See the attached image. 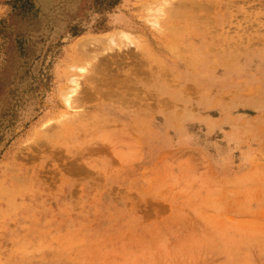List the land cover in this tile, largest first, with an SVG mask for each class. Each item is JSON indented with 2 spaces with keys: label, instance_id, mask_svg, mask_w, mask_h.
<instances>
[{
  "label": "rangeland",
  "instance_id": "rangeland-1",
  "mask_svg": "<svg viewBox=\"0 0 264 264\" xmlns=\"http://www.w3.org/2000/svg\"><path fill=\"white\" fill-rule=\"evenodd\" d=\"M0 264H264V0H0Z\"/></svg>",
  "mask_w": 264,
  "mask_h": 264
},
{
  "label": "bare ground",
  "instance_id": "bare-ground-1",
  "mask_svg": "<svg viewBox=\"0 0 264 264\" xmlns=\"http://www.w3.org/2000/svg\"><path fill=\"white\" fill-rule=\"evenodd\" d=\"M186 3V2H185ZM176 4H177V2H176ZM176 4H174V5H176ZM179 4L181 5V3L179 2ZM174 5H173V7H174ZM184 5H186V4H184ZM193 5V4H192ZM191 6V5H190ZM196 5H194V7H195ZM185 7V6H184ZM183 7V8H184ZM199 7H201V6H199ZM175 8H179V7H175ZM182 8V9H183ZM182 9H178L177 11H173L172 10V13L171 14H173L174 16H176V17H180L181 19H188V21H190L191 23H196V22H194V20H193V14H190V13H187V12H185L184 10H182ZM187 9H188V7H187ZM195 9H196V7H195ZM197 9H198V6H197ZM204 9V8H203ZM205 10V9H204ZM177 28V27H176ZM174 29V28H173ZM181 29V28H180ZM92 39V38H91ZM94 40V39H93ZM76 46H77V44H76ZM79 47H81V44H80V46ZM76 48V47H75ZM170 49V48H169ZM176 49V48H175ZM179 49V48H178ZM108 60V59H107ZM105 61V60H104ZM108 64V63H107ZM105 65V64H104ZM13 178V177H12ZM15 179V178H14ZM13 179V180H14Z\"/></svg>",
  "mask_w": 264,
  "mask_h": 264
}]
</instances>
